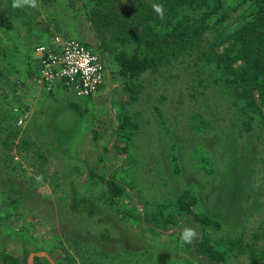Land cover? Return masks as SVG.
<instances>
[{"label": "rangeland", "instance_id": "obj_1", "mask_svg": "<svg viewBox=\"0 0 264 264\" xmlns=\"http://www.w3.org/2000/svg\"><path fill=\"white\" fill-rule=\"evenodd\" d=\"M118 1V11L130 2ZM80 5L0 0V264L3 255L28 264L31 253L55 264H187L188 247L204 235L264 247V126L243 129L244 117L198 53L143 74L131 99L114 61L124 49L114 24L96 33ZM18 29L86 44L106 62L104 84L88 98L67 88L46 93L17 126L12 110L22 108L36 75L34 64L24 69L35 43ZM124 113L137 132L118 131ZM108 178L126 190L114 206ZM183 191L195 200L193 212L219 229L176 218ZM185 228L196 232L190 244L181 240ZM227 264L251 262L231 253Z\"/></svg>", "mask_w": 264, "mask_h": 264}, {"label": "trees", "instance_id": "obj_2", "mask_svg": "<svg viewBox=\"0 0 264 264\" xmlns=\"http://www.w3.org/2000/svg\"><path fill=\"white\" fill-rule=\"evenodd\" d=\"M76 1L82 2V9H88V20L96 33L114 24L115 40L124 45L114 61L122 88L131 99L138 95L143 74L156 73L163 66L198 53L199 61L210 71L209 78L217 87L225 88L244 117L243 129L250 132L257 124L264 126V0H233L234 6L230 0H130L120 11L118 0ZM157 3L165 6L163 20L152 9ZM129 20L141 26L142 32L129 27ZM11 115L16 120L18 113L12 110ZM117 129L137 132L138 123L124 113L118 117ZM105 183L107 202L114 206L126 190L112 178ZM194 206L192 195L183 191L176 200V218L183 215L203 228H220L219 221L195 214ZM155 222L159 223L157 219ZM188 249L187 264H227L231 253L246 254L251 264H264V247L241 240L217 243L204 235ZM2 257L4 264L18 262L10 255ZM34 261L50 264L46 258L36 257Z\"/></svg>", "mask_w": 264, "mask_h": 264}, {"label": "built area", "instance_id": "obj_3", "mask_svg": "<svg viewBox=\"0 0 264 264\" xmlns=\"http://www.w3.org/2000/svg\"><path fill=\"white\" fill-rule=\"evenodd\" d=\"M38 57L37 73L32 83L46 93L72 89L78 97H91L104 84L105 60L81 41L54 35L49 44L34 49ZM16 124L23 126L30 117L29 109L16 107Z\"/></svg>", "mask_w": 264, "mask_h": 264}, {"label": "crops", "instance_id": "obj_4", "mask_svg": "<svg viewBox=\"0 0 264 264\" xmlns=\"http://www.w3.org/2000/svg\"><path fill=\"white\" fill-rule=\"evenodd\" d=\"M19 30V33L18 34H21V35H25V38L29 40V42H34V49L36 46L38 45H44V44H49L52 40V37L54 35H59L61 36L60 34H57V33H53L51 36L50 34L47 35V33L45 34L46 32V29L45 30H35V32L33 33L32 37H29V33H26V32H23L22 29H18ZM45 31V32H44ZM47 35V36H46ZM62 37V36H61ZM34 49H31V51L29 50V54H30V58L26 61H25V65H24V69L26 66H32L33 64L35 65V72L37 73V68H38V57L37 55L35 54L34 52ZM31 68V67H30ZM34 69V68H33ZM35 75V73H34ZM29 77V76H28ZM30 84H32L30 81L31 79L28 80ZM27 81V82H28ZM28 84V83H27ZM32 86V87H31ZM30 87H28V92L23 96V98H19V100L21 101V105L22 106V109H29L30 110V118L33 116V112H34V107H35V104L36 102H39L41 97L42 98H46L47 99V95L46 92H44L43 90L37 88L36 86H34L33 84L31 85ZM34 86V87H33ZM62 89H57L55 92V94H58V92H60ZM52 94V93H51ZM54 96V95H53ZM32 115V116H31Z\"/></svg>", "mask_w": 264, "mask_h": 264}, {"label": "clouds", "instance_id": "obj_5", "mask_svg": "<svg viewBox=\"0 0 264 264\" xmlns=\"http://www.w3.org/2000/svg\"><path fill=\"white\" fill-rule=\"evenodd\" d=\"M22 4H27L30 7H37V0H13V7H21ZM153 11L157 17L161 20L164 19L165 6L157 3L152 5ZM196 239V232L191 228H185L181 234V240L184 243H192Z\"/></svg>", "mask_w": 264, "mask_h": 264}, {"label": "water", "instance_id": "obj_6", "mask_svg": "<svg viewBox=\"0 0 264 264\" xmlns=\"http://www.w3.org/2000/svg\"><path fill=\"white\" fill-rule=\"evenodd\" d=\"M42 255L49 261L50 264H55L54 261L45 253H31L28 258V264H35L34 259Z\"/></svg>", "mask_w": 264, "mask_h": 264}]
</instances>
